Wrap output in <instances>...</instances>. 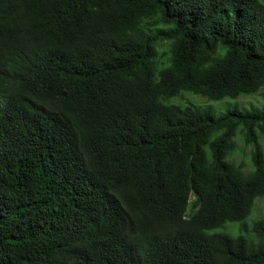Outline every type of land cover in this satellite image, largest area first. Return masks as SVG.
Listing matches in <instances>:
<instances>
[{"label":"trees","instance_id":"obj_1","mask_svg":"<svg viewBox=\"0 0 264 264\" xmlns=\"http://www.w3.org/2000/svg\"><path fill=\"white\" fill-rule=\"evenodd\" d=\"M263 87L264 0H0V264H264V112L177 101Z\"/></svg>","mask_w":264,"mask_h":264},{"label":"rangeland","instance_id":"obj_2","mask_svg":"<svg viewBox=\"0 0 264 264\" xmlns=\"http://www.w3.org/2000/svg\"><path fill=\"white\" fill-rule=\"evenodd\" d=\"M178 102L185 103L193 101L201 111L211 112L214 115H222L229 111H263L264 112V87L255 95L242 96L238 99H225L219 102L210 101L205 98L193 95H184L177 100ZM188 105V104H183ZM259 142L262 146L264 153V136L259 134ZM236 149L230 160H233L236 165L242 166L244 172L252 171V152L253 145L247 144L243 135L238 133L236 139ZM264 216V198L259 199L255 205L254 211L250 218L246 221V226L252 230L254 224L260 221V217ZM232 228L236 229L235 226Z\"/></svg>","mask_w":264,"mask_h":264}]
</instances>
